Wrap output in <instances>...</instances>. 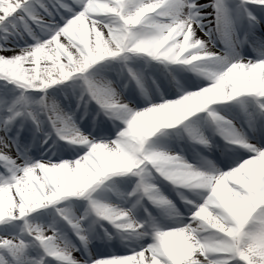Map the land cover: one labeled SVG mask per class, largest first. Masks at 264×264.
Returning <instances> with one entry per match:
<instances>
[{
  "label": "snow or ice",
  "instance_id": "6c2138e0",
  "mask_svg": "<svg viewBox=\"0 0 264 264\" xmlns=\"http://www.w3.org/2000/svg\"><path fill=\"white\" fill-rule=\"evenodd\" d=\"M0 264H264V0H0Z\"/></svg>",
  "mask_w": 264,
  "mask_h": 264
}]
</instances>
